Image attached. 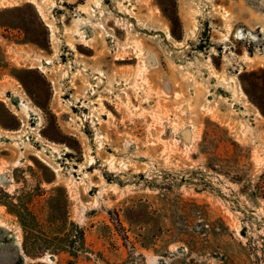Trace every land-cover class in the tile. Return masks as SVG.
I'll return each instance as SVG.
<instances>
[{
    "label": "rangeland",
    "instance_id": "374dc122",
    "mask_svg": "<svg viewBox=\"0 0 264 264\" xmlns=\"http://www.w3.org/2000/svg\"><path fill=\"white\" fill-rule=\"evenodd\" d=\"M35 1L0 0V264H264V0Z\"/></svg>",
    "mask_w": 264,
    "mask_h": 264
},
{
    "label": "bare ground",
    "instance_id": "6f19581e",
    "mask_svg": "<svg viewBox=\"0 0 264 264\" xmlns=\"http://www.w3.org/2000/svg\"><path fill=\"white\" fill-rule=\"evenodd\" d=\"M47 1V0H46ZM100 1L101 0H98L97 1V5H100ZM39 2H40V0H39ZM29 3L30 4H32V5H35L36 7V9L38 10V13L39 14H41L42 16H43V13L41 12V10H42V8H40L41 6H39L37 3H36V1L35 0H29ZM43 4V3H42ZM54 4L55 3H53V4H51V7H54ZM49 5H50V3H49ZM9 6H11V5H9ZM44 7V6H43ZM49 9V8H48ZM91 10V9H90ZM46 18V17H45ZM48 18V17H47ZM46 18V19H47ZM44 20V19H43ZM79 22V21H78ZM46 27L51 31V34H52V36H53V34H54V28H53V25H50V23L49 24H46ZM76 31V30H75ZM74 31V32H75ZM192 32V31H191ZM190 32V33H191ZM261 32H264V30H261ZM77 33V32H76ZM75 34V33H74ZM78 34V33H77ZM75 36V35H74ZM190 36H192L191 34H190ZM226 37V36H225ZM166 39H168V40H172V37H171V35H170V33H169V31L168 30H166ZM189 40V39H188ZM226 40H227V38H226ZM225 40V41H226ZM70 48L72 49V50H74V47L71 45L70 46ZM21 51H22V49H21ZM74 51H76V50H74ZM140 55H141V53H137L136 54V56H135V58H138V59H140ZM119 60H122V59H119ZM244 60L246 61V62H248V63H251L252 62V58L250 57V56H248V55H244ZM41 62V61H40ZM51 59H47V60H45L44 61V65H50L51 64ZM32 65V64H31ZM43 65V64H42ZM31 67V66H30ZM47 68V67H46ZM45 68V69H46ZM37 69H39L42 73L44 72L43 70H44V67L43 66H40V67H37ZM99 74V73H98ZM103 74V73H102ZM212 78H217V79H219L218 78V76L216 75V74H214V76H212ZM234 80H233V78L231 79L230 78V80H229V82H233ZM7 82H9V84L11 85V86H15V85H17V87H19V85L15 82V81H7ZM220 82H222V83H225V80L224 79H220ZM12 88V87H11ZM14 89V88H13ZM11 92V91H10ZM16 92V91H15ZM14 92V90H13V92L11 93V97H17L18 99H17V101H18V106L17 107H14V109H16L15 111H14V115L16 116L17 115V113H21V114H23V116L25 117V118H29V115L30 114H32V115H37L36 114V112H35V108L33 109L32 107H30V105H29V102H25V100L22 98V97H18V95L16 94ZM19 94V93H18ZM24 94V93H23ZM235 98L236 97H239V98H241L243 101H244V106H247L248 107V101H247V97L245 96V94L242 92V90L241 89H239V92L237 93V92H235V94H232ZM7 100H9L8 98H7ZM5 102V101H4ZM101 107H104L103 106V104L100 102V104H99ZM13 106V105H12ZM247 107H246V109H247ZM40 114V113H39ZM106 116H110V113H108V114H105ZM256 116L260 119L261 118V115L258 113V112H256ZM40 119V118H39ZM41 120V119H40ZM25 121H26V119H25ZM23 123V122H22ZM26 125V124H25ZM24 126V125H23ZM241 128H242V130L244 131V133H246V134H249L250 133V131L252 132V129L250 130V128L248 127V126H244V125H241ZM35 130V129H34ZM2 130H1V128H0V132H1ZM251 134V133H250ZM34 136H35V142H37V140H38V138H40V134H39V132H37L36 131V133H34ZM0 137H2L1 135H0ZM5 137V136H4ZM6 138V137H5ZM41 143H43V141H41ZM100 143V142H99ZM27 145V144H26ZM40 145V144H39ZM41 147V150H45V149H49L50 151H51V153H53V154H55L56 153V149L54 148V147H52V145L51 146H46V145H43V146H40ZM101 148V147H100ZM66 150V152H68V150L67 149H65ZM38 152L40 153V150H38ZM37 152V153H38ZM58 152V151H57ZM64 152V151H63ZM66 154V153H65ZM23 156V155H22ZM35 157H37V158H39L37 155H35ZM20 158L21 159H23V157H21L20 156ZM21 159H18V160H16L14 163H13V168H18V167H21V165H22V160ZM39 160L41 161V162H43L44 164H46V162L43 160V158H39ZM256 160V159H255ZM257 161H258V158H257ZM257 161H256V163H257ZM89 163H90V166L91 165H93V159H90L89 160ZM108 164L110 165V166H112L113 164H112V161L110 160L109 162H108ZM49 166V165H48ZM60 166V165H59ZM59 170V169H58ZM53 172H56L55 170L53 171ZM3 177V178H2ZM6 176H3L2 175V173L0 174V179L1 180H3L4 178H5ZM102 179V178H101ZM7 181V183L9 182L8 180H6ZM104 183V181H102L101 180V185ZM10 186V185H9ZM92 187L93 188H96V186H93L92 185ZM10 188H12V186H10ZM105 190V189H104ZM86 192H89V190H85V193ZM81 209H82V213L83 212H85V209H84V207L82 206L81 207ZM0 227H4V224L2 223V222H0Z\"/></svg>",
    "mask_w": 264,
    "mask_h": 264
},
{
    "label": "built area",
    "instance_id": "2783aa9c",
    "mask_svg": "<svg viewBox=\"0 0 264 264\" xmlns=\"http://www.w3.org/2000/svg\"><path fill=\"white\" fill-rule=\"evenodd\" d=\"M29 137H33V141L35 142V136L33 135V136H31V135H26L25 136V139L27 140V141H29ZM41 148V147H40Z\"/></svg>",
    "mask_w": 264,
    "mask_h": 264
}]
</instances>
